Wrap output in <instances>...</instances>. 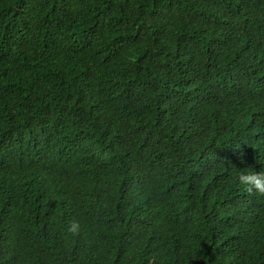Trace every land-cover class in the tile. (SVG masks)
<instances>
[{
	"label": "trees",
	"instance_id": "1",
	"mask_svg": "<svg viewBox=\"0 0 264 264\" xmlns=\"http://www.w3.org/2000/svg\"><path fill=\"white\" fill-rule=\"evenodd\" d=\"M242 171L264 0H0V264H264Z\"/></svg>",
	"mask_w": 264,
	"mask_h": 264
},
{
	"label": "clouds",
	"instance_id": "2",
	"mask_svg": "<svg viewBox=\"0 0 264 264\" xmlns=\"http://www.w3.org/2000/svg\"><path fill=\"white\" fill-rule=\"evenodd\" d=\"M238 182L249 191L255 190L260 194H264V172L242 171L239 173ZM79 229L77 223L71 224L69 231L76 232Z\"/></svg>",
	"mask_w": 264,
	"mask_h": 264
}]
</instances>
